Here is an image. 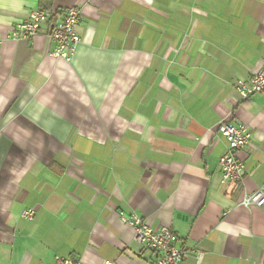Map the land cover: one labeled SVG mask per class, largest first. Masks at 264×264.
Masks as SVG:
<instances>
[{
    "label": "crops",
    "instance_id": "0c3cea01",
    "mask_svg": "<svg viewBox=\"0 0 264 264\" xmlns=\"http://www.w3.org/2000/svg\"><path fill=\"white\" fill-rule=\"evenodd\" d=\"M70 6L67 61L48 32ZM0 37V264H145L134 214L171 226L181 264H264V205L240 203L264 189V92L236 87L264 69V0H0ZM223 121L252 132L242 180L222 181Z\"/></svg>",
    "mask_w": 264,
    "mask_h": 264
},
{
    "label": "built area",
    "instance_id": "2783aa9c",
    "mask_svg": "<svg viewBox=\"0 0 264 264\" xmlns=\"http://www.w3.org/2000/svg\"><path fill=\"white\" fill-rule=\"evenodd\" d=\"M48 16V12L43 8L31 10L28 18L19 21L12 28L10 37L15 40L33 38L39 33L41 25L48 20ZM81 16L82 10L79 6L67 7L62 20L50 27L48 36L56 45L52 51L53 56L67 61L72 60L82 41L78 30ZM236 87L245 97L253 92H264V69L254 73L249 80H238ZM219 129L228 142V150L219 160L222 181L242 180L246 172V161L241 157V152L252 138L250 127L243 122L223 121ZM240 203L245 207L263 206L264 189L245 194ZM34 213L33 208H27L22 215L32 221ZM124 220L133 228L136 240L155 254V258L146 261L145 264H181L183 262L187 251L177 246L178 236L171 226L162 225L154 228L136 214L129 217L124 215ZM55 264L86 263L72 257L57 256Z\"/></svg>",
    "mask_w": 264,
    "mask_h": 264
}]
</instances>
